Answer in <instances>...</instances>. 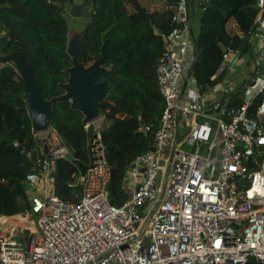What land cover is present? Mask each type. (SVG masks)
Instances as JSON below:
<instances>
[{
  "label": "built area",
  "instance_id": "2783aa9c",
  "mask_svg": "<svg viewBox=\"0 0 264 264\" xmlns=\"http://www.w3.org/2000/svg\"><path fill=\"white\" fill-rule=\"evenodd\" d=\"M207 2L178 0L164 7L175 25L155 67L164 109L156 124L136 118L135 133L152 142L127 167V199L113 205L108 197L111 168L101 116L84 127L93 129L89 160L81 194L71 200L49 191L56 162L70 151L55 131L34 133L38 161L26 176L31 213L25 218L35 217L34 229L16 233L18 241L15 226L0 229V264H264V98L252 108L264 94V0H255L250 35L260 45L250 57L240 106L210 101L202 87H190L195 46L189 7ZM243 59V52L227 47L211 80L237 72Z\"/></svg>",
  "mask_w": 264,
  "mask_h": 264
},
{
  "label": "trees",
  "instance_id": "16d2710c",
  "mask_svg": "<svg viewBox=\"0 0 264 264\" xmlns=\"http://www.w3.org/2000/svg\"><path fill=\"white\" fill-rule=\"evenodd\" d=\"M78 1L89 11L83 39L85 53L79 62L87 67L102 59L103 65L110 69L109 87L99 111L100 135L111 168L108 197L113 205H120L127 199L122 182L129 163L147 152L152 142L150 135L135 133L136 118L140 116L144 123L156 124L164 109L155 67L164 38L175 25L170 11L149 10L153 4L171 6L178 0H0V53L23 54L47 100L62 94L58 84L67 79L64 70L71 62L65 53L69 25L64 8ZM200 12L199 31L194 40L195 59L188 75L196 87H202L200 92L205 93L227 73L211 80L227 47L248 51L258 10L255 0H208ZM229 26L233 28L229 30ZM2 64L0 229L12 226L5 222L6 217L31 213L26 176L37 167L38 161L37 139L23 98L24 81L13 66ZM263 98L264 94L256 98L252 108ZM242 103L239 88L231 94L229 104ZM52 110L50 130L57 133L73 155L72 162L66 159L56 162L54 189L59 198L71 200L77 193L69 185L79 175V167H87V142L93 129L89 126L85 130L82 115L66 103H56ZM260 149L259 159L264 162V145Z\"/></svg>",
  "mask_w": 264,
  "mask_h": 264
},
{
  "label": "water",
  "instance_id": "95a60500",
  "mask_svg": "<svg viewBox=\"0 0 264 264\" xmlns=\"http://www.w3.org/2000/svg\"><path fill=\"white\" fill-rule=\"evenodd\" d=\"M203 8L204 6H201V9ZM64 10L70 18L76 19L78 24L75 28L68 30L65 53L70 58L71 66L64 70V73L67 74L66 81L58 84L62 91L60 96L52 97L50 100L43 96L32 67L22 53L18 51L0 53V62L13 66L24 81L23 98L35 134H43L50 130L53 119L52 107L56 103H66L71 110L79 112L82 115L84 126L92 124L100 118L101 100L109 87L110 69L103 65L102 59L94 61L87 67L79 62L85 53L83 39L89 19L88 9L80 4H66ZM46 151L47 149H45ZM65 159L72 162L73 155L68 153ZM79 172L83 177L85 168L79 167ZM164 188L165 183L160 199L163 196Z\"/></svg>",
  "mask_w": 264,
  "mask_h": 264
},
{
  "label": "crops",
  "instance_id": "0c3cea01",
  "mask_svg": "<svg viewBox=\"0 0 264 264\" xmlns=\"http://www.w3.org/2000/svg\"><path fill=\"white\" fill-rule=\"evenodd\" d=\"M152 6H159V8H161V9H163L164 10V7H165V5H162V4H153ZM158 9V8H157ZM150 10H151V8H150ZM201 10V6L200 5H197V4H191L190 5V7H189V13H188V16H189V22H190V27H191V19H190V15H191V13L192 14H194V15H196L198 12L197 11H200ZM157 11V10H156ZM201 13V12H200ZM233 27L232 26H229L228 27V29L229 30H231ZM198 31H199V27H198ZM232 31H234V30H232ZM191 33H192V36H193V39L195 40V38L197 37V35H198V32H197V35L196 36H194L193 35V29H192V27H191ZM233 34L235 35H238V33L237 32H233ZM259 45H260V43H259V40H258V38H256V37H251V39H250V49H251V51L249 50V52H243V54H244V61H243V64H245V63H250L251 65H250V67L252 68V62H251V59H250V57L252 58L253 56H254V54H256L257 52H258V48H259ZM243 64H241V65H243ZM240 67V66H239ZM252 71V70H251ZM250 72V71H249ZM248 72V73H249ZM228 73V72H227ZM226 73V74H227ZM247 73V74H248ZM246 74V75H247ZM226 76V75H225ZM225 76H224V78H223V80L219 83V84H217V86L214 88L215 90L214 91H212V90H210V91H207V92H205L204 94H206V97H207V99H209L210 101H221V100H223V99H229L230 98V96H231V94H233L234 92H236L239 88H242L243 87V83H244V80H245V78H244V80H243V83L240 85V86H238V84H236V82H233V81H228V80H226L225 79ZM246 77V76H245ZM196 85H195V81L193 80V79H191V81H190V87H195ZM233 102V101H232ZM209 115H211V114H209ZM213 118H215V116H213ZM101 122V121H100ZM53 174H54V169H53V171H52V178H53V180H52V182H51V184H50V186H49V191H50V193H53L54 195H56V193H55V189H54V177H53ZM80 178H81V176H80V172H79V175L73 180V182H72V184L71 185H73L74 187H70L72 190H74L78 195H80L81 194V184H80ZM124 179V178H123ZM124 181V180H123ZM124 183H125V181H124ZM126 184L127 183H125L124 184V188H123V182H122V190H123V192H124V194H125V196H126V198L128 197V194L126 193V188H125V186H126ZM77 190H79V191H77ZM57 196V195H56ZM58 197V196H57ZM27 214V213H26ZM22 215H17V216H12V217H14V219L16 220V221H23L22 219V217H21ZM26 216V215H25ZM1 218L2 217H0V220H1ZM6 218H10L11 219V217H6ZM0 226H2V224H0ZM18 233V232H17Z\"/></svg>",
  "mask_w": 264,
  "mask_h": 264
},
{
  "label": "rangeland",
  "instance_id": "374dc122",
  "mask_svg": "<svg viewBox=\"0 0 264 264\" xmlns=\"http://www.w3.org/2000/svg\"><path fill=\"white\" fill-rule=\"evenodd\" d=\"M80 1L76 2V4H79ZM157 8L159 9V6H151V12H155L157 10ZM198 13L196 15L192 14L190 15V19H191V27L193 29V35L196 36L197 32H198V27H199V16H200V11H197ZM65 18L68 22L69 28H75L78 24V22L75 19L70 18V16L68 14L65 15ZM3 64L0 63V67ZM250 63H245L243 65H240V67H237V72H228L225 76V79L228 81H233L236 82V84H238V86H240L243 83V80L246 76V74L252 70V68L250 67ZM98 122V121H97ZM186 151H191L190 149L186 148ZM159 178H160V174H159ZM159 181V179H158ZM158 184V182H157ZM26 215V214H25ZM23 215L21 217L26 218V216ZM31 220H35V217L33 215H30L28 217V220H23V221H12V226H15V231L13 232V238L17 239L16 237V233L18 232V234H21V236H25L26 232L31 233L33 231V226L31 225ZM1 224V222H0Z\"/></svg>",
  "mask_w": 264,
  "mask_h": 264
},
{
  "label": "bare ground",
  "instance_id": "6f19581e",
  "mask_svg": "<svg viewBox=\"0 0 264 264\" xmlns=\"http://www.w3.org/2000/svg\"><path fill=\"white\" fill-rule=\"evenodd\" d=\"M23 218V217H22ZM22 220H25V218H23ZM12 221H15V222H17L15 219H14V217H11V219L9 218H6V220H5V222L7 223V224H9V225H12ZM5 229V228H4ZM4 229H1V230H4Z\"/></svg>",
  "mask_w": 264,
  "mask_h": 264
},
{
  "label": "snow or ice",
  "instance_id": "6c2138e0",
  "mask_svg": "<svg viewBox=\"0 0 264 264\" xmlns=\"http://www.w3.org/2000/svg\"><path fill=\"white\" fill-rule=\"evenodd\" d=\"M262 142H264V141H262ZM217 246H219V241H217Z\"/></svg>",
  "mask_w": 264,
  "mask_h": 264
},
{
  "label": "flooded vegetation",
  "instance_id": "af4514ba",
  "mask_svg": "<svg viewBox=\"0 0 264 264\" xmlns=\"http://www.w3.org/2000/svg\"><path fill=\"white\" fill-rule=\"evenodd\" d=\"M80 4V3H79ZM76 20V19H75ZM77 21V20H76Z\"/></svg>",
  "mask_w": 264,
  "mask_h": 264
}]
</instances>
